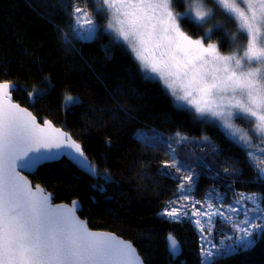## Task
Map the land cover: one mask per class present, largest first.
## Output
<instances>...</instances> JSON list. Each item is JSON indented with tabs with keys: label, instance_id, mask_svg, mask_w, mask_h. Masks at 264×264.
Instances as JSON below:
<instances>
[{
	"label": "snow or ice",
	"instance_id": "6c2138e0",
	"mask_svg": "<svg viewBox=\"0 0 264 264\" xmlns=\"http://www.w3.org/2000/svg\"><path fill=\"white\" fill-rule=\"evenodd\" d=\"M87 2L96 17L105 18L103 31L110 41L132 54L142 78L161 84L177 110L221 129L264 184V0H194L180 16L173 11V0ZM62 7L70 9L69 31L62 33L66 46L73 41L92 42L101 33V26L79 0H67ZM217 13L235 25L236 34L230 36L233 42L237 36L246 41L242 51L234 46L224 55L217 44H206L215 38L212 28L201 38H193L181 28V21L187 18L202 30V22ZM215 28L223 33L225 25ZM18 90L16 85L0 82V264H144L132 243L89 230L76 215L81 207L77 201L71 206L54 204L50 194L39 185L33 187L21 174L35 173L65 159L90 175L96 172L70 135L51 121L38 122L31 111L13 102L11 93ZM27 95L34 106L45 93ZM237 120L248 126L251 135L236 126ZM177 137L179 143L188 139L180 133ZM135 139L153 151L163 149L170 157L162 162L159 174L174 180L177 189L160 215L171 222L188 220L197 226L205 240L201 264H217L253 249L264 239V196L241 193L236 204L226 210H222L223 202L213 204L218 198L215 190L209 191L203 202L196 200L194 190L200 174L176 155L173 143L143 134ZM104 179L107 183L111 178ZM96 187L104 191L103 186ZM216 216L231 228V235L225 233L218 243L209 239ZM167 248L173 259L182 251L171 234Z\"/></svg>",
	"mask_w": 264,
	"mask_h": 264
},
{
	"label": "trees",
	"instance_id": "16d2710c",
	"mask_svg": "<svg viewBox=\"0 0 264 264\" xmlns=\"http://www.w3.org/2000/svg\"><path fill=\"white\" fill-rule=\"evenodd\" d=\"M66 3L0 0V82L18 86L15 102L30 109L41 123L52 121L81 144L96 172L90 175L65 159L40 168L31 180L54 194L56 203L80 201V216L93 230L115 233L132 242L146 264H201L202 243L194 224L171 222L160 215L177 189L174 180L159 174L162 162L170 157L135 137L143 134L172 142L176 155L200 174L194 198L203 202L215 190L218 198L213 204L223 202L222 210L235 205L241 193L264 196V184L221 129L177 110L161 84L143 79L132 54L110 41L104 25L94 41H73L66 46L62 35L69 31L70 9L62 7ZM79 4L93 14L87 0H79ZM186 7L185 0H174L176 12L182 13ZM182 24L189 33L203 36V29L198 30L187 18ZM229 27L223 33L216 30L215 38L207 40L219 42L226 53L238 43V39L236 43L230 39L235 32ZM33 91L45 93L34 106L27 95ZM67 96L72 104L66 103ZM177 133L188 139L177 142ZM106 176L111 178L107 183ZM193 179H197L195 174ZM98 184L103 192L98 191ZM225 233L231 235V228L218 217L216 243L224 240ZM169 234L181 243V257L170 256ZM217 264H264V239L253 249Z\"/></svg>",
	"mask_w": 264,
	"mask_h": 264
},
{
	"label": "rangeland",
	"instance_id": "374dc122",
	"mask_svg": "<svg viewBox=\"0 0 264 264\" xmlns=\"http://www.w3.org/2000/svg\"><path fill=\"white\" fill-rule=\"evenodd\" d=\"M188 2H187V4L188 3H192V2H194V0H187ZM172 6H174V0H173V5ZM173 11L176 13V15L177 16H180V12H176L175 10H174V8H173ZM183 13V12H182ZM93 17H94V19H96L97 20V23L101 26V25H104L105 26V24H106V20H105V18L104 17H96L95 16V11L93 12ZM183 20L181 21V28L184 30V31H186V33L188 34V35H190V36H192L193 38H201L202 36H198V35H194V34H192V33H189L187 30H185V28H184V26H183ZM202 24L204 25L203 26V33L202 34H200V35H203L204 33H206L207 32V29L208 28H212L213 29V33L216 31V28H215V26L217 25V24H223V25H225V28H230L229 26H231L232 27V30L235 32V34H236V29H235V25L231 22V21H227V20H224L218 13L216 14V16H215V18H209V20L208 21H206V22H202ZM224 31H225V29H224ZM239 36H237V39H238V43L235 45L234 44V46H236V50L238 51V52H240V51H242L243 50V47L246 45V44H242L241 42H240V40H239V38H238ZM211 41H205V43L206 44H208V43H210ZM235 43H236V41H235ZM215 44H217V46H218V48H219V50L221 51V53L222 54H224V55H228V54H230V53H226V52H223L222 50H221V44L219 43V42H217V43H215ZM170 96V95H169ZM171 97V96H170ZM171 99H172V101H173V98L171 97ZM65 101H66V103L67 104H72V101H73V99L71 98V97H69V96H67L66 97V99H65ZM173 103H174V101H173ZM235 123H236V126L237 127H240V128H243L245 131H249V128H248V126L244 123V122H242V121H239V120H237V121H235ZM249 134L251 135V132L249 131ZM199 140H203V141H205L203 138H200ZM253 143L255 144L256 143V139H255V137H253ZM253 151H255V149H253ZM52 165V164H51ZM246 195H251V194H246ZM259 196V195H258ZM237 197H238V195H237ZM245 203H249L248 201H245ZM55 204H59V203H56L55 202ZM249 206H251L250 204H249ZM197 208H199V205H197ZM193 220L195 219V217H193L192 218ZM216 220H218V217L216 216V217H213V227L211 228V233H212V236L211 237H209V239H212L213 240V242L214 243H216V241H215V238H214V227H215V224H214V221H216ZM194 224V223H193ZM194 226L196 227V229H197V231L199 232V234H200V238H201V243L202 244H204L205 243V240L202 238V234L200 233V231H199V229L197 228V226L194 224ZM225 243H228L227 241L225 242Z\"/></svg>",
	"mask_w": 264,
	"mask_h": 264
},
{
	"label": "water",
	"instance_id": "95a60500",
	"mask_svg": "<svg viewBox=\"0 0 264 264\" xmlns=\"http://www.w3.org/2000/svg\"><path fill=\"white\" fill-rule=\"evenodd\" d=\"M10 85H14L13 83H9ZM15 92V91H14ZM14 92H12L11 93V95H12V100H13V102H15V100H14ZM15 103H17V102H15ZM19 104V103H18ZM21 107H23L22 105H20ZM24 108H26V107H24ZM28 109V108H27ZM29 111H31L30 109H28ZM32 112V111H31ZM33 113V112H32ZM33 115L35 116V114L33 113ZM37 118V117H36ZM37 121L38 122H40L39 121V119L37 118ZM48 121H50V120H48ZM52 122V121H51ZM41 123V122H40ZM53 123V122H52ZM53 125L55 126V127H57L54 123H53ZM61 129V128H60ZM61 130H63V129H61ZM64 131V130H63ZM67 133V132H66ZM68 135H70L69 133H67ZM71 136V135H70ZM72 137V136H71ZM73 138V137H72ZM74 139V138H73ZM78 143V142H77ZM81 145V144H80ZM82 147V146H81ZM82 149H83V147H82ZM67 160V159H66ZM40 170V169H39ZM38 170V171H39ZM37 171V172H38ZM37 172H35V173H28V172H26V171H24V172H22L21 174L22 175H24L29 181H30V183L33 185V187H35L36 185H38V184H34L33 183V181L31 180V176H34L35 174H37ZM41 188H43L44 190H45V192H47L48 194H50L51 196H52V198H53V203L55 204V195L54 194H52V193H50V192H48L43 186H41V185H39ZM78 203H79V205L81 206L79 209H78V211H77V213H76V215L81 219V220H83V221H85L86 222V224H87V227L89 228V230H91V231H95V230H93L91 227H90V225H89V221L88 220H84V219H82L81 218V216H80V213L83 211V205H82V203L80 202V201H77ZM64 204H67V203H64ZM71 204L72 203H70V204H67V205H69V206H71ZM57 205H59V204H57ZM95 232H104V233H110V234H112V235H114V236H116L117 238H119V239H122V240H124V241H126V242H130V241H128V240H125L124 238H122V237H120V236H118L117 234H115V233H111V232H105V231H95ZM173 236V235H172ZM175 239L178 241V243H179V245H180V248H181V254L178 256V257H181L182 255H183V253H184V251H183V247H182V245H181V243L179 242V240L175 237ZM130 243H132V242H130ZM167 244H168V238H167ZM132 245L135 247V245L132 243ZM136 248V247H135ZM136 250H137V252H138V254L140 255V253H139V250L136 248ZM141 256V255H140ZM177 257V258H178ZM141 258H142V256H141ZM143 259V258H142ZM143 261H144V259H143ZM144 264H146L145 263V261H144Z\"/></svg>",
	"mask_w": 264,
	"mask_h": 264
},
{
	"label": "clouds",
	"instance_id": "9594fccd",
	"mask_svg": "<svg viewBox=\"0 0 264 264\" xmlns=\"http://www.w3.org/2000/svg\"><path fill=\"white\" fill-rule=\"evenodd\" d=\"M218 217V216H217ZM217 221V220H216ZM216 221H214V224H216Z\"/></svg>",
	"mask_w": 264,
	"mask_h": 264
}]
</instances>
